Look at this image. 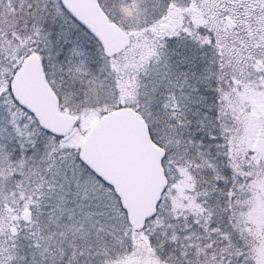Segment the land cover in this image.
Wrapping results in <instances>:
<instances>
[{
    "label": "snow or ice",
    "instance_id": "snow-or-ice-1",
    "mask_svg": "<svg viewBox=\"0 0 264 264\" xmlns=\"http://www.w3.org/2000/svg\"><path fill=\"white\" fill-rule=\"evenodd\" d=\"M0 264H264V0H0Z\"/></svg>",
    "mask_w": 264,
    "mask_h": 264
}]
</instances>
